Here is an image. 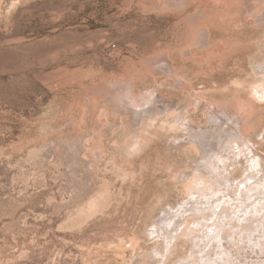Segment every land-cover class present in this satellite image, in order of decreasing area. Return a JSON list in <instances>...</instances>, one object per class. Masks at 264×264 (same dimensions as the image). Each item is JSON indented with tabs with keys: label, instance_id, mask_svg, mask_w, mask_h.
<instances>
[{
	"label": "rangeland",
	"instance_id": "obj_1",
	"mask_svg": "<svg viewBox=\"0 0 264 264\" xmlns=\"http://www.w3.org/2000/svg\"><path fill=\"white\" fill-rule=\"evenodd\" d=\"M263 69L264 0H0V264H146L149 222L217 135L233 146L223 184H263ZM132 103L161 110L139 129ZM131 131L142 149L127 155ZM90 195L92 216L68 223Z\"/></svg>",
	"mask_w": 264,
	"mask_h": 264
},
{
	"label": "bare ground",
	"instance_id": "obj_2",
	"mask_svg": "<svg viewBox=\"0 0 264 264\" xmlns=\"http://www.w3.org/2000/svg\"><path fill=\"white\" fill-rule=\"evenodd\" d=\"M252 95L255 99L264 97V86L255 85ZM132 104L139 106L138 103H136L137 105ZM160 110H138V117L136 116V121L133 124L139 129L140 125L144 124L143 116H139L140 111L145 112L146 115V112L153 113L160 112ZM182 113L184 114L183 109L176 108L173 116H176L177 119L173 120L170 129L180 130L185 137H188L191 135L188 123L193 120H186V114L183 115ZM232 114L235 115V119L232 120L233 123H239L240 116L235 112ZM155 118L150 119V121L155 120ZM241 124L237 126L238 128H233L232 125L228 124L231 128L230 134L238 135L239 133L242 134L241 137H244L242 133L245 129L244 121ZM217 132L219 134L223 132L219 125H216L215 130L209 133L216 134ZM200 133L196 137L202 139L208 135L206 131L204 134L203 132ZM130 134H126L124 150L127 151V155L138 154L142 149L141 136L133 131ZM129 136L130 140H128ZM217 136L219 141L216 144L218 147L215 145L217 149L213 148L212 150L214 154L197 143L200 145L202 154L193 167L186 172L184 171L181 180L185 185L186 195L182 198L183 201L179 202L176 199L168 203L167 207L161 205L156 215L149 222L147 234L153 236L155 246L149 253H141L146 264H166L170 258L168 254L171 249L178 245V242L182 243V240H186L189 247L184 254L178 256L179 259H170L171 264H264V199L255 205L256 200H260L258 197L260 196V189L264 188V183H259L254 187V182L250 184L238 182L232 189L224 185V182L221 181L224 177L222 176L223 171L231 165L230 160L225 158L226 152L229 153L228 150H231L233 146L229 142L224 149L223 143L225 142L220 140V135ZM225 137L227 136L225 135ZM232 139L236 145H241L237 138ZM185 141L190 142L192 140L186 138ZM203 145H205L204 142ZM247 178L249 180L252 177ZM87 182L89 181L85 180L80 186H85ZM240 185L242 189L239 191V197L236 198L237 188ZM100 191L97 190L96 193H101ZM255 194L256 196H254ZM253 198L254 200H252ZM247 199L250 200L249 203L246 201ZM96 205V197L90 195L82 204L68 211V223L86 221L95 212ZM134 259H132L131 264H138L140 257L137 256Z\"/></svg>",
	"mask_w": 264,
	"mask_h": 264
},
{
	"label": "crops",
	"instance_id": "obj_3",
	"mask_svg": "<svg viewBox=\"0 0 264 264\" xmlns=\"http://www.w3.org/2000/svg\"><path fill=\"white\" fill-rule=\"evenodd\" d=\"M27 1H28V0H15V3H17V2H18V3H19V2H22V3H25V4H26ZM24 32H25V31H23V32H22V31H19V32H17V33H18V34H23Z\"/></svg>",
	"mask_w": 264,
	"mask_h": 264
}]
</instances>
